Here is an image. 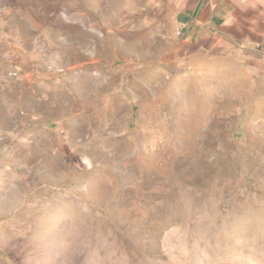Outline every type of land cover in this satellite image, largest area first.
I'll return each mask as SVG.
<instances>
[{
    "label": "rangeland",
    "instance_id": "374dc122",
    "mask_svg": "<svg viewBox=\"0 0 264 264\" xmlns=\"http://www.w3.org/2000/svg\"><path fill=\"white\" fill-rule=\"evenodd\" d=\"M173 10L0 0V264H264V75Z\"/></svg>",
    "mask_w": 264,
    "mask_h": 264
},
{
    "label": "crops",
    "instance_id": "0c3cea01",
    "mask_svg": "<svg viewBox=\"0 0 264 264\" xmlns=\"http://www.w3.org/2000/svg\"><path fill=\"white\" fill-rule=\"evenodd\" d=\"M187 59L240 52L264 75V0H168Z\"/></svg>",
    "mask_w": 264,
    "mask_h": 264
},
{
    "label": "built area",
    "instance_id": "2783aa9c",
    "mask_svg": "<svg viewBox=\"0 0 264 264\" xmlns=\"http://www.w3.org/2000/svg\"><path fill=\"white\" fill-rule=\"evenodd\" d=\"M178 34L180 35V32H178Z\"/></svg>",
    "mask_w": 264,
    "mask_h": 264
}]
</instances>
